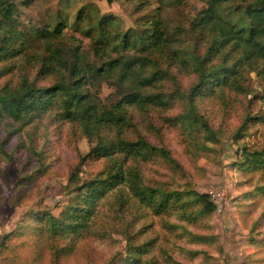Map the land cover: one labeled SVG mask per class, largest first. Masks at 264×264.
Listing matches in <instances>:
<instances>
[{"label": "rangeland", "instance_id": "374dc122", "mask_svg": "<svg viewBox=\"0 0 264 264\" xmlns=\"http://www.w3.org/2000/svg\"><path fill=\"white\" fill-rule=\"evenodd\" d=\"M12 1L14 12L10 22H2L0 44L8 28L18 31L24 44L0 60V86H18L23 77L37 86L69 83L73 78L58 57L69 63L73 50L92 65L133 56L132 70L137 72L122 80L117 74L87 72L83 77V91L98 110L122 116L118 124L103 125L91 136L65 113L60 96L28 123L0 117V241L25 219L20 233L9 235V258L0 255V264H104L112 258L123 259V264H264V163H236L242 145L251 150L264 145L263 62H258L263 71L243 63L238 87H218L191 99L198 73L181 58L191 62L185 51L202 54L209 44L208 35L198 37L191 26L202 13L203 0ZM243 5V0H224L222 9ZM156 16L166 43L155 39ZM58 22L65 25L52 34ZM100 28L105 31L97 42ZM124 33L127 45L118 43ZM42 63L50 66L41 69ZM140 75L150 78L147 85ZM138 89L154 94L157 103L115 107L122 95ZM187 112L191 117L182 116ZM246 115L252 117L234 134ZM117 132L128 139L143 137L168 151V156L156 151L127 158L125 166H135L144 183L208 192L216 208L203 213L201 203L192 199L184 208L175 204L156 214L120 183L95 201L87 229L77 233L50 236L44 224L26 217L42 209L62 215L73 201L75 186L108 163V158L90 153V147L98 136L111 140ZM71 171L74 178H69ZM128 239L146 248L133 253L134 263L124 257ZM25 243L33 246L26 249V262L17 250ZM55 244L64 247L58 257L53 255Z\"/></svg>", "mask_w": 264, "mask_h": 264}, {"label": "trees", "instance_id": "16d2710c", "mask_svg": "<svg viewBox=\"0 0 264 264\" xmlns=\"http://www.w3.org/2000/svg\"><path fill=\"white\" fill-rule=\"evenodd\" d=\"M205 6L202 8V13L192 20V30L198 37L208 35L209 44L205 51L197 53L195 50L190 53L191 62L186 65L194 69L197 73V79L191 86L189 96L192 99L198 95L212 94L216 89L222 86L235 85L238 87L237 74L240 72L241 65L246 63L249 67H255L263 71V68L258 64L259 61L264 64V0H243L245 5L237 6L235 9H228L223 12L222 6L224 0H203ZM14 2L12 0H0V28L5 27L3 21L10 22L14 12ZM154 20V27H158L155 33L156 40H163L164 31L160 26L161 19L159 16ZM65 23L58 22L50 30L52 34H59ZM101 29V28H100ZM101 29L98 32L97 42L103 40ZM127 33L122 35V40L118 43L127 45ZM3 44H0V60L12 57L21 49L24 44L23 37L18 31L12 28L6 29V36ZM150 38H146V42ZM115 45H119V44ZM18 47H15V45ZM73 60L67 63L66 59L58 57L59 64H62L69 71V75L73 78L69 83L66 81H58L49 86H37L33 80L22 78L18 86L11 87L6 83L0 86V117L8 116L21 123H28L36 116L40 115L54 97L60 96L64 105L65 113L72 119H77L88 135H93L99 131L103 125L113 123L118 124L122 116L115 114L114 110H98V106L94 103L88 94L83 91V77L87 72L99 75L117 74L120 80L136 73L132 70V65L135 63L133 56L130 59H122L115 57L100 65H92L79 52L73 50ZM219 56L218 61H213L212 58ZM188 57V58H189ZM233 60L232 62H230ZM139 59V58H138ZM50 66L42 63V67ZM4 70H0V73ZM154 75V73H153ZM140 81L143 85H147L150 81L148 76L140 75ZM158 101L154 94L139 90H130V92L122 95L115 103V107H120L122 103H137L146 106L147 103ZM162 101V100H160ZM192 108V106L190 107ZM193 112V111H191ZM191 112L183 114V117H191ZM194 113V112H193ZM196 117V114H194ZM252 116L246 115L241 124L237 127L234 134L240 133L245 123ZM264 117V116H263ZM202 124L206 125V121L199 118ZM118 131V130H117ZM214 133V132H213ZM159 151L168 156V151L162 147L151 144L143 137L137 139H128L122 137L120 132H117L115 139H107L103 136H98L96 142L90 147V153L100 157L108 158V163L103 170L89 179H83L75 186L76 194L73 201L67 209L63 210V214L55 216L47 209L41 211H29L26 217H33L36 221L45 225V230L50 236L65 235L68 233H77L81 229H87L90 216L94 209L95 201L103 196L108 190L116 187L120 183H125L131 194L142 204L147 205L154 213L158 214L171 205H181L185 207L188 201L194 199L201 203V212L209 213L216 208L215 202L210 198L208 192H198L192 189L183 190H164L160 187L152 186L144 183L141 179L139 171L135 166H125L128 157H146L147 155ZM119 153L121 155H117ZM82 159V157H81ZM171 159V158H170ZM176 163L175 160H172ZM264 163V145L262 148L251 150L246 145L241 146L240 159L236 163H245V166H256ZM76 176L74 171L70 172L69 178ZM183 195H192L194 198H184ZM24 217V216H23ZM22 217L20 226H17L15 231L3 234L0 241V255L4 260L9 258L7 250L9 243V235L15 236L20 233L22 222L25 220ZM128 253L124 257H130L134 263L133 253H142L146 251L143 245L130 244L128 239ZM56 248L53 255L56 257L64 252L63 246L54 245ZM33 247L32 244L25 243L18 247L19 255L23 261L29 259L30 254L26 253L27 248ZM38 262V261H37ZM42 262V261H41ZM124 260H115L114 258L106 261L104 264H123ZM43 264V263H40ZM145 264H153L152 261Z\"/></svg>", "mask_w": 264, "mask_h": 264}]
</instances>
